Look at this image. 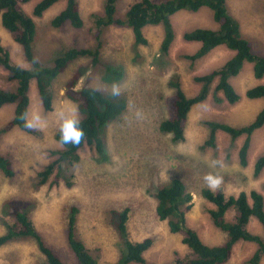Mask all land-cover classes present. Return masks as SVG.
Listing matches in <instances>:
<instances>
[{
	"label": "rangeland",
	"instance_id": "obj_1",
	"mask_svg": "<svg viewBox=\"0 0 264 264\" xmlns=\"http://www.w3.org/2000/svg\"><path fill=\"white\" fill-rule=\"evenodd\" d=\"M32 0L23 5L24 11L34 18L37 35L34 49L36 58L50 65L54 58L71 47L93 48L96 45L95 17L102 16L106 0H78L83 26L75 28L70 24L60 29L51 26V20L66 6L63 0L43 16L33 15L35 4ZM134 0H120L117 16L122 18ZM160 2L161 0H155ZM230 12L239 20L241 30L260 55H264V0H228ZM176 34L168 57H160L164 38L162 25L148 26L144 34L148 45H137L130 28L111 26L102 36L100 62L97 66L91 58L85 57L70 63L54 81L53 110L44 109L36 82L30 87L31 99L29 119L33 114L43 121L36 127L35 134L19 129L0 138V152L10 155L14 161L16 177L9 179L0 172V235L4 233L3 222L12 218L4 216L3 203L13 197L31 199L36 203L32 212L34 223L63 261L78 264L75 254L69 250L66 241V224L72 208H77L76 233L91 254L101 264H116L120 254V236L112 225L118 221L119 212L129 209L128 228L134 240L153 237L154 246L145 253L146 264H176L175 253L186 254L181 235L170 233L167 223L156 215L157 200L154 193L171 180L181 179L193 195L192 210L187 214L186 225L195 229L208 245H220L225 234L210 218L215 206L201 194L208 188L204 177L212 174L222 178L217 189L226 196L238 195L242 191L262 190L264 172L253 174L256 159L264 151V127L252 136L249 151V165L242 167L238 153L245 141L241 137L233 142L226 133H219L216 147L205 146L209 138L207 121L223 122L235 127L249 124L264 106V99L249 100L247 89L260 83L253 74V64L247 63L241 73L231 82L241 95L236 104L228 103L217 81L212 84L208 98L194 105L189 113L185 142L175 143L171 134L160 131L161 122L168 116L165 99L173 93L168 81L174 74L182 79L183 89L189 97L198 94L201 84L196 76L219 70L233 55L225 46H220L207 56L192 61L199 44L186 42V32L197 28H216L212 12L182 11L172 17ZM0 42L9 48L12 61L22 67L31 65L22 55L21 47L2 27L0 19ZM109 69L120 71L117 80ZM75 74L79 75L75 90L93 87L111 92V85L119 83L121 94L127 100V109L121 118L110 124L104 131L107 142L106 153L100 154L95 147L86 146L80 151L81 161L73 167V187L46 185L35 186L38 172L54 162V151L62 148L56 140L62 118L73 114L77 105L67 98L66 85ZM16 81L0 66V88L15 90ZM15 107L0 110V128L11 120ZM137 111L142 118L137 119ZM219 163H214V162ZM10 210V209H8ZM234 213L228 215L233 220ZM250 230L262 234V226L255 219ZM256 245L241 241L233 249L232 259L227 264H250ZM77 262V263H76ZM0 264H46L43 254L31 240L13 242L0 248ZM264 264V257L262 263Z\"/></svg>",
	"mask_w": 264,
	"mask_h": 264
},
{
	"label": "trees",
	"instance_id": "obj_2",
	"mask_svg": "<svg viewBox=\"0 0 264 264\" xmlns=\"http://www.w3.org/2000/svg\"><path fill=\"white\" fill-rule=\"evenodd\" d=\"M32 0H0V19L2 27L12 36L22 51L25 60L31 68H25L12 61L9 48L0 42V66L9 71L10 79L16 81L15 90L0 88V110L7 106H14V114L10 121L0 128V138L14 129L28 134H35L36 128H26L21 116L29 108L31 99L30 87L36 82L38 94L44 109L53 110L54 96L52 86L54 81L65 71L68 65L80 58L89 57L94 66L100 62L102 36L106 28L111 26L128 27L131 29L137 45H148L144 29L148 26L162 25L164 38L161 43V56L168 57L170 48L175 41L176 34L172 24V17L179 12H199L209 9L212 12L216 28H197L186 32L183 39L186 42L199 44L198 51L190 56L196 61L207 56L214 49L225 46L233 55L219 69L207 74L196 76L195 82L201 84L197 95L189 97L183 89L179 74H174L168 81L173 93L166 97L165 102L168 116L161 122L160 131L171 134L176 143L186 141L185 131L189 113L194 105L204 102L213 83L217 81L216 89L221 91L225 100L236 104L241 95L232 84L233 77L238 76L247 63L253 64V74L258 80L264 78V55H260L250 40L241 30L239 20L230 12L228 0H134L127 8L122 18L117 16L120 0H106L104 13L95 17L97 32L96 45L93 48L71 47L54 58L50 65H45L36 58L34 41L37 27L33 17L28 15L23 5ZM63 0H39L33 9V15L41 17L57 3ZM70 24L75 28L83 26L78 0H66V6L51 20V26L60 29ZM117 80L121 77L120 71L109 69ZM79 75L75 74L66 85V96L77 105L81 127L86 136L79 145L61 144L60 130L56 133V140L62 148L54 151L56 160L38 172L35 186L41 188L46 185L73 187V167L81 161L80 151L86 146L95 147L100 154L106 153L107 142L104 136L105 129L119 120L127 109V100L124 95L113 97L111 92L102 91L93 87H82L75 90ZM245 97L249 100L264 99V83L247 89ZM209 138L205 146L216 147L218 134L223 132L235 142L245 137L238 157L242 167L249 165V151L252 136L264 127V106L255 118L247 125L235 127L227 123L207 121ZM0 172L9 179L16 177L14 161L10 155L0 152ZM264 172V151L256 159L253 169L255 177ZM202 196L215 208L210 210L213 224L225 234V240L220 245L206 244L198 232L186 225L187 214L191 212L193 195L186 184L178 178L161 186L154 197L157 200L156 215L160 221L167 223L172 234L181 235L182 244L186 246L185 256L175 253L176 264H227L233 255L235 245L241 241L256 245V251L249 260L250 264H261L264 257V233L258 234L250 230L253 219L258 221L264 231V184L262 190L253 189L250 192L242 191L238 195L226 196L220 190L212 191L209 188L201 190ZM36 203L31 199L13 197L3 203L4 216L12 218L11 222H3L5 231L0 235V248L24 240L33 241L44 256L46 264H68L56 250L47 243L37 229L32 212ZM10 209V210H8ZM129 209L119 212L118 221L112 220V225L120 236L121 248L116 264H146L145 253L155 244L153 237L143 240H134L128 228ZM233 212V220L228 215ZM79 210L72 208L66 224V241L78 264H101L88 250L84 242L78 238L76 226ZM76 262V263H77Z\"/></svg>",
	"mask_w": 264,
	"mask_h": 264
},
{
	"label": "clouds",
	"instance_id": "obj_3",
	"mask_svg": "<svg viewBox=\"0 0 264 264\" xmlns=\"http://www.w3.org/2000/svg\"><path fill=\"white\" fill-rule=\"evenodd\" d=\"M111 95L113 97H118L121 95V85L119 83H113L111 85ZM137 119L142 118V112L137 111ZM21 119L25 122L26 128H36L41 126L43 121L39 115L33 114L31 119L28 117V112L26 111ZM86 133L81 127V121L78 117L77 110L73 109V114L62 118V124L60 126V143L61 144H72L79 145L85 139ZM214 163H219L214 162ZM207 187L216 191L222 184V178L212 174L206 175L204 177Z\"/></svg>",
	"mask_w": 264,
	"mask_h": 264
}]
</instances>
